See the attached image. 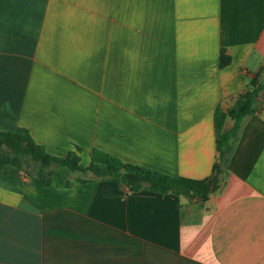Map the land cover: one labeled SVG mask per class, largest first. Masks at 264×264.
I'll use <instances>...</instances> for the list:
<instances>
[{
    "label": "crops",
    "instance_id": "crops-1",
    "mask_svg": "<svg viewBox=\"0 0 264 264\" xmlns=\"http://www.w3.org/2000/svg\"><path fill=\"white\" fill-rule=\"evenodd\" d=\"M263 66L264 0H0V130L83 167L210 177L213 113ZM71 182L0 169V264H264V105L205 202Z\"/></svg>",
    "mask_w": 264,
    "mask_h": 264
},
{
    "label": "trees",
    "instance_id": "trees-1",
    "mask_svg": "<svg viewBox=\"0 0 264 264\" xmlns=\"http://www.w3.org/2000/svg\"><path fill=\"white\" fill-rule=\"evenodd\" d=\"M229 58L222 53L219 67L229 65ZM264 105V66L250 79L246 91L239 95L227 111L216 108L213 113L216 163L210 177L203 180H191L183 177L164 175L152 169L124 163L118 158L98 149L89 153V165L83 167L76 153L70 152L60 158L46 152L37 144L28 130L18 127L11 131L0 130V169L13 167L24 176L30 177L39 187L69 186L71 181L62 182L65 174L78 173L90 176L88 180H100L116 183L130 192L148 191L159 195L186 197L191 201L205 202L210 195L222 186L228 160L239 139L243 121L258 114ZM227 120L232 121L226 128ZM76 152H80L76 148ZM28 160L38 166L35 176L28 173ZM87 179H76L75 182H86Z\"/></svg>",
    "mask_w": 264,
    "mask_h": 264
},
{
    "label": "rangeland",
    "instance_id": "rangeland-1",
    "mask_svg": "<svg viewBox=\"0 0 264 264\" xmlns=\"http://www.w3.org/2000/svg\"><path fill=\"white\" fill-rule=\"evenodd\" d=\"M89 156V155H88ZM83 158V157H82ZM89 158V157H88ZM87 158V160H88ZM83 163V161H81ZM28 163H29V166H28V173L31 174L32 176H35V174L37 173L38 171V166L34 163H32L30 160H28ZM81 177L79 175H77L76 173H70V174H65L61 181L62 182H65V181H72V180H75L76 177Z\"/></svg>",
    "mask_w": 264,
    "mask_h": 264
}]
</instances>
